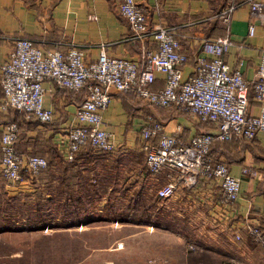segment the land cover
I'll list each match as a JSON object with an SVG mask.
<instances>
[{
	"label": "crops",
	"instance_id": "0c3cea01",
	"mask_svg": "<svg viewBox=\"0 0 264 264\" xmlns=\"http://www.w3.org/2000/svg\"><path fill=\"white\" fill-rule=\"evenodd\" d=\"M135 1L144 9L149 27L159 23L175 27L181 49L189 57L182 68L183 77L191 74L195 58L201 53L199 48L201 37L228 35L231 44L224 56L225 61L231 68L238 69L247 82L253 80L259 51L264 49V0H260L262 10L259 14H252L250 5L245 0H237L239 5L231 12L227 22L222 19V12L228 5L227 0ZM249 24L254 27L251 35L248 34ZM16 34L34 39L35 44L43 49L54 47V43L58 41L60 42L58 47L65 50L68 42H76L84 47L86 61L97 58L101 43L106 44L108 54L133 60L139 57L142 48L154 47L151 39L129 38L128 22L119 13L116 0H0V35ZM11 46L12 42L9 39L0 38V63L6 59ZM154 74L155 80L149 88L160 89L164 85L165 74L161 71H156ZM43 86L45 88L43 105L52 109L53 119L48 123L26 121L21 113L13 108H7L0 110V134L7 123L11 121L20 123L21 131L15 144L16 152L22 156L39 154L47 158L51 171V195L55 198L61 194L60 201H64L66 196L70 199L74 188L71 171L67 168L68 163L76 164L79 157L86 155L82 151L84 147L77 152L79 154L76 153L78 156L76 155L73 161H66L63 154L65 132L70 124L76 121L73 111L80 99L77 93L54 83L44 82ZM1 96L0 86V99ZM248 111L251 114L258 113L257 105L251 96ZM148 115L160 120L164 130L168 132L180 126V134L186 138L212 127L211 124L176 112L173 107L149 105L134 92L112 91L110 102L102 112V127L111 133L114 152L127 156L143 154L140 148L139 127ZM215 155L217 159L224 161L230 173L239 179L240 189L236 204L230 210L223 211L218 206L220 188L211 181L199 180L196 185L191 188L183 187V190L180 187L177 196L181 199H185L188 203L198 202L208 205L207 218H211V225L216 229L211 233V238L204 243L190 234L178 235L177 241H164L163 249L153 253L155 257L151 258L155 264H195L199 260L194 258L189 260L190 251L192 254L202 251L210 254L211 258L207 257V262L213 264H264V255L260 246L242 226L244 221H248L257 222L264 227V133L259 132L252 139L240 138L217 144ZM125 165L131 169L128 176L130 179L131 176L134 177L136 184L142 180L140 175L143 179L145 176L146 179L149 178V184H157V187L166 179V170L151 174L153 177L147 178L149 172L146 170L144 157L142 162L137 160L134 164H129L127 161ZM243 166L248 167L251 174H242ZM140 167H145L147 173ZM43 181L44 178L36 177L34 182L25 181L17 186L9 185L5 181L2 184L0 181L2 184L0 197L3 199H0V202L9 203L12 193L33 196L41 190ZM33 187L36 188L35 191L31 190ZM145 187L152 188L150 185ZM68 202L65 204L67 208L70 206ZM186 221L185 218L184 224L189 228L191 223ZM79 227L86 230L94 229L96 226L93 221L86 223L67 221L49 228L57 232L70 233L72 229ZM153 228H163V226H153ZM135 233L134 231L130 235ZM235 233L239 234L238 239L234 237ZM118 240L114 244L121 243L122 246V242ZM0 241L5 240L0 239ZM98 243L99 247L88 251L82 260L97 264H112L113 259L103 258L102 255L112 254L110 251L119 249V246L107 248L106 245H100L102 243L100 240ZM189 245L193 248H189ZM19 255L15 250L12 251L11 247L7 250L0 249V262L6 257H19Z\"/></svg>",
	"mask_w": 264,
	"mask_h": 264
},
{
	"label": "built area",
	"instance_id": "2783aa9c",
	"mask_svg": "<svg viewBox=\"0 0 264 264\" xmlns=\"http://www.w3.org/2000/svg\"><path fill=\"white\" fill-rule=\"evenodd\" d=\"M116 1L119 13L128 22L129 38L151 39L153 48H142L133 60L108 54L106 44L101 43L97 58L86 61L84 47L76 42H68L65 50L58 47V41L54 47L43 49L25 35H0L12 42L6 59L0 63V110L14 108L26 120L48 123L53 111L43 105L44 82L74 92L84 89L73 111L76 121L65 132L63 154L70 162L85 145L100 152L114 150L111 133L102 127V112L112 91L134 92L149 105L173 107L212 127L186 138L180 134V126L168 132L160 120L151 115L145 118L139 127L145 167L150 174L166 170V179L156 189V195L173 197L180 187L191 188L201 178L220 188L218 206L225 212L230 210L238 199L240 182L224 161L214 159L210 150L214 141L251 139L264 133V49L259 51L253 80L247 82L238 69L225 61L231 44L228 35L201 37V53L195 58L191 74L183 77L182 68L189 57L181 49L175 27L160 23L149 27L144 9L135 0ZM227 1L222 12L224 22L239 5L237 0ZM245 1L252 14L261 12L260 0ZM253 31L249 24L248 34ZM156 71L163 72L165 80L162 88L153 90L149 85L155 80ZM249 92L258 108L256 114L248 111ZM19 133L18 123L11 121L0 134V175L14 186L34 182L46 167L42 155L22 156L16 152ZM241 173L251 174V170L243 166ZM242 226L264 255V229L257 222L244 221ZM234 237L240 236L235 233Z\"/></svg>",
	"mask_w": 264,
	"mask_h": 264
},
{
	"label": "rangeland",
	"instance_id": "374dc122",
	"mask_svg": "<svg viewBox=\"0 0 264 264\" xmlns=\"http://www.w3.org/2000/svg\"><path fill=\"white\" fill-rule=\"evenodd\" d=\"M82 151L86 155L79 157L80 164L79 161L76 164L68 163L67 168L71 171L74 187L70 199L66 196L64 201H60L61 194L52 197L50 168L48 170L45 168L37 176L44 178L45 181L41 190L33 196L11 194V197H14V194L19 195L12 200L13 204L20 206L24 204L35 209L17 212L13 222L18 224H15L18 228L0 231V239L5 240L0 241V249L7 250L11 247L12 251L20 254L19 258H23L20 260L18 257H6L0 264H97L83 261L82 258L92 248L99 247V240L102 242L101 246L115 248L118 247L114 244L117 239L123 245L117 250L110 251L112 254L102 255L103 258L113 259L112 264H155L151 258L155 257L153 253L163 249L164 241H177L178 235L187 234L193 235V238L201 243L211 238V233L216 227H212L211 218H207L209 207L206 203H188L177 195L165 198L164 201H157L153 197L160 185L157 187V184H149L148 177H153L150 173L148 179L146 176L143 179L140 175L142 180L137 184L133 180L134 177L131 176L130 179L128 173L131 169L125 164L127 161L129 164H134L137 160L142 162V153L127 156L114 151L100 152L89 147ZM144 168L140 167L146 172ZM0 179L2 184L4 181L7 182L2 175ZM2 184L0 183V188ZM149 185L152 188L145 187ZM35 189L33 187L31 190ZM67 201L70 204L69 208L65 205ZM90 207L93 209L90 210ZM169 209L171 210L168 211ZM185 218L186 222L191 223L189 228L184 224ZM34 219H41L42 225L35 223L36 225L29 226L30 222H36ZM67 221L74 223L93 221L96 227L86 230L79 227L72 229L70 233L57 232L49 228ZM152 222L159 224L153 225ZM167 222H173L170 225L177 229L167 228ZM1 225H4L3 221L0 222ZM159 225L163 228H153ZM100 226L101 228H98ZM134 231L136 233L130 235ZM173 251L174 249L171 250ZM193 257L195 254L190 251L189 260ZM205 262L208 263L207 258L195 264Z\"/></svg>",
	"mask_w": 264,
	"mask_h": 264
},
{
	"label": "trees",
	"instance_id": "16d2710c",
	"mask_svg": "<svg viewBox=\"0 0 264 264\" xmlns=\"http://www.w3.org/2000/svg\"><path fill=\"white\" fill-rule=\"evenodd\" d=\"M70 91V90H69ZM72 92H74V91H72ZM84 92V89H82L81 91H78V92H75V93H77L78 94V96H79V102L81 101V95H82V93ZM250 96H251V92H249L248 93V98L250 99ZM170 108V107H169ZM14 109V108H13ZM16 110V109H15ZM17 111V110H16ZM18 112V111H17ZM19 113H21V112H19ZM22 114V116H23V118L25 119V117H24V114L23 113H21ZM26 120V119H25ZM26 121H37V120H26ZM17 123H18V125H19V128H20V131H21V126H20V123L18 122V121H16ZM38 122V121H37ZM19 136H20V133H19ZM19 136H18V139H19ZM243 139V138H242ZM252 139V138H251ZM224 142H226V141H224ZM224 142H220V141H214L213 142V145H212V148H211V150H210V152H211V154H212V156L214 157V159L215 160H219V159H217V157H216V155H215V153H216V148H217V144H223ZM84 148L85 147H89V148H91L89 145H85V146H83ZM82 147V148H83ZM75 158H76V155H75ZM74 158V159H75ZM49 165H50V162L46 159V170H48V168H49ZM147 170V169H146ZM42 172V171H41ZM200 181H204V180H202L201 178H200ZM25 195H27L28 196V194H25ZM14 197H10L9 198V203H6V202H3V201H1L0 202V222L1 221H4L5 223H4V225H1L0 226V230H4V229H15V228H18V226H16L15 224H17V223H15V222H13L14 220H15V218H16V216H17V212H20V211H25L26 209H35V208H28L26 205H18V204H13L12 203V200H14L15 199V197H18L19 195L18 194H16V195H13ZM155 200H161V201H164L165 200V198H161V197H159V196H157L156 194H155V196L153 197ZM171 209H169L168 211H170ZM166 212H167V210H166ZM36 216V213H35V215H34V217ZM157 218V217H156ZM34 220H36V219H34ZM41 219H37L36 220V222H30L28 225L29 226H34V225H36L35 223H39V226H41L42 225V221H40ZM157 222H159V221H157ZM153 223L152 222V224L153 225H157V224H159V223ZM170 224H173V222H167V224H166V227L167 228H170V229H174V230H176L177 228L175 227V226H171ZM18 225V224H17ZM263 229H264V227L262 226V225H260ZM38 228V227H37ZM43 228H47V227H43ZM197 255H198V257H197ZM206 256V257H205ZM211 258L210 257V254H206V253H204L203 251L202 252H198L197 254H195V257H193L194 259H197V260H201L202 258ZM19 258V257H18ZM20 260H23V258H19ZM208 264H213V263H211V262H208Z\"/></svg>",
	"mask_w": 264,
	"mask_h": 264
}]
</instances>
